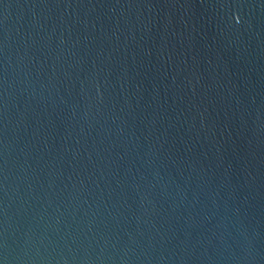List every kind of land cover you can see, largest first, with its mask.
Returning a JSON list of instances; mask_svg holds the SVG:
<instances>
[{"label":"water","instance_id":"1","mask_svg":"<svg viewBox=\"0 0 264 264\" xmlns=\"http://www.w3.org/2000/svg\"><path fill=\"white\" fill-rule=\"evenodd\" d=\"M0 264H264V0H0Z\"/></svg>","mask_w":264,"mask_h":264}]
</instances>
